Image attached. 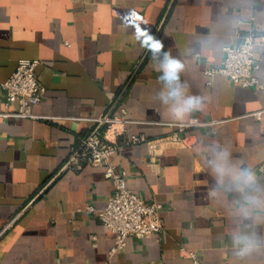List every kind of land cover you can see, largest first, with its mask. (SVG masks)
I'll use <instances>...</instances> for the list:
<instances>
[{"label":"crops","instance_id":"crops-1","mask_svg":"<svg viewBox=\"0 0 264 264\" xmlns=\"http://www.w3.org/2000/svg\"><path fill=\"white\" fill-rule=\"evenodd\" d=\"M252 29L264 31V0H0V81L20 59H39L45 90L33 110L47 117H0V264H194L184 247L201 264H264V248L239 256L232 240L241 229L264 237V212L257 209L256 222L239 219L242 192L212 167L226 151L254 172L248 190L264 192V114L252 115L264 108V89L206 72ZM165 54L182 63L186 93L203 98L183 120L161 100ZM256 54L264 79V48ZM108 115L132 120L126 136L149 139L193 116L222 120L188 131L183 142L142 141L112 154L133 191L163 204L165 223L117 250L114 231L87 209L105 207L115 190L107 167H66L85 135L106 131L97 118Z\"/></svg>","mask_w":264,"mask_h":264},{"label":"built area","instance_id":"built-area-1","mask_svg":"<svg viewBox=\"0 0 264 264\" xmlns=\"http://www.w3.org/2000/svg\"><path fill=\"white\" fill-rule=\"evenodd\" d=\"M258 46L264 48V31L252 29L242 35L237 44L225 45L224 62L209 66L206 72L211 76L226 75L234 82L246 87L264 89V79L258 73L261 68L256 54ZM39 63V59L22 58L11 76L5 81H0V86L7 92V109H0V117L47 118L36 114L33 110L34 106L42 100L45 90L37 71ZM13 102L18 103L16 110L10 108ZM263 114L264 108L252 113L258 119ZM97 120L106 125V131L85 135L81 146L73 151L66 167L82 169L88 163L107 167L106 175L114 180L115 190L105 207L98 209L89 204L87 209L90 213L99 216L114 231L116 243L113 250H117L126 246L130 235L148 237L161 232L165 223L161 215L163 204L157 200H146L133 191L128 186L127 171L117 169L111 161L112 154L123 151L130 144L142 141H148L152 146L162 142H183L188 131L213 127L222 120H203L193 116L187 120L172 123L176 127L172 134L155 139H149L143 134L126 136V125L132 120L125 116L108 115ZM261 169H264V165ZM184 250L194 264H201L197 250L185 247Z\"/></svg>","mask_w":264,"mask_h":264},{"label":"clouds","instance_id":"clouds-1","mask_svg":"<svg viewBox=\"0 0 264 264\" xmlns=\"http://www.w3.org/2000/svg\"><path fill=\"white\" fill-rule=\"evenodd\" d=\"M183 65L176 58L165 54L160 65L162 72L160 79L166 82L167 88L160 92L161 100L168 105V113L176 120H183L193 110L202 106L203 98L197 95H189L180 86L179 71ZM214 174L218 181L223 182L230 179L238 191L243 194V200L235 207V215L241 220L256 222L261 217V209L264 212V192L260 190L249 191L255 184L256 176L254 172L239 168L230 160L226 151L215 154L212 160ZM233 245L236 254L245 256L253 251L264 248V237L254 231L241 229L232 235Z\"/></svg>","mask_w":264,"mask_h":264},{"label":"snow or ice","instance_id":"snow-or-ice-1","mask_svg":"<svg viewBox=\"0 0 264 264\" xmlns=\"http://www.w3.org/2000/svg\"><path fill=\"white\" fill-rule=\"evenodd\" d=\"M150 47H151L152 51H155V50L159 49L161 47V45H160V43L157 40V41L151 43Z\"/></svg>","mask_w":264,"mask_h":264}]
</instances>
